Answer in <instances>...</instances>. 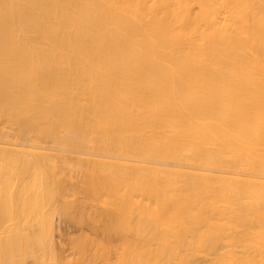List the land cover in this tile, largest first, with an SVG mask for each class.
Segmentation results:
<instances>
[{
  "label": "bare ground",
  "instance_id": "bare-ground-1",
  "mask_svg": "<svg viewBox=\"0 0 264 264\" xmlns=\"http://www.w3.org/2000/svg\"><path fill=\"white\" fill-rule=\"evenodd\" d=\"M95 256L264 264V0H0V264Z\"/></svg>",
  "mask_w": 264,
  "mask_h": 264
},
{
  "label": "rangeland",
  "instance_id": "rangeland-1",
  "mask_svg": "<svg viewBox=\"0 0 264 264\" xmlns=\"http://www.w3.org/2000/svg\"><path fill=\"white\" fill-rule=\"evenodd\" d=\"M55 225H57V230L54 233L53 239L55 241V246L57 252H63L64 254H71L73 252V246L71 247V242L80 239L83 235L88 234L90 237L100 238L97 234L92 232L87 226L82 227L81 224L67 218L62 215L55 216ZM66 247V248H65ZM66 251V252H65ZM72 251V252H71ZM31 259H27V263L30 264ZM116 259L113 257L108 260L106 257H93L85 264H115ZM83 264V263H80Z\"/></svg>",
  "mask_w": 264,
  "mask_h": 264
}]
</instances>
